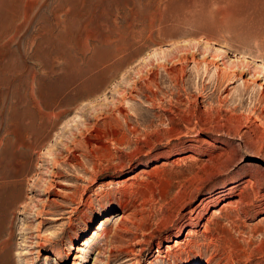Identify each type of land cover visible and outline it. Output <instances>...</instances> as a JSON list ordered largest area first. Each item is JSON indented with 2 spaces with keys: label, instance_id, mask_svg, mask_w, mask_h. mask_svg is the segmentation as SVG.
I'll return each mask as SVG.
<instances>
[{
  "label": "rangeland",
  "instance_id": "rangeland-1",
  "mask_svg": "<svg viewBox=\"0 0 264 264\" xmlns=\"http://www.w3.org/2000/svg\"><path fill=\"white\" fill-rule=\"evenodd\" d=\"M0 264H264V0H0Z\"/></svg>",
  "mask_w": 264,
  "mask_h": 264
},
{
  "label": "bare ground",
  "instance_id": "bare-ground-1",
  "mask_svg": "<svg viewBox=\"0 0 264 264\" xmlns=\"http://www.w3.org/2000/svg\"><path fill=\"white\" fill-rule=\"evenodd\" d=\"M184 64V63H183ZM156 79L154 78H152V79H150V82H149V84H148V86H147V88L148 89H151V87H152V85H156V87H158V84H157V81H155ZM56 120V119H55ZM96 128V127H95ZM96 135V134H95ZM92 136V135H91ZM94 139H99V137H94ZM71 158H73V159H75L77 162L79 161V159H78V157L75 155V152L72 154V157ZM4 176V175H3ZM121 217H123V216H121ZM108 220V219H107ZM106 220V221H107ZM118 220V219H117ZM105 221V222H106ZM105 222L104 223H102V225H105ZM100 228H102V227H99L98 228V230H100Z\"/></svg>",
  "mask_w": 264,
  "mask_h": 264
}]
</instances>
